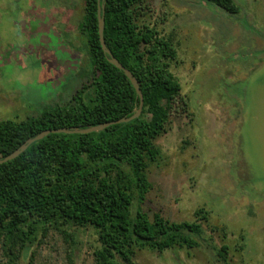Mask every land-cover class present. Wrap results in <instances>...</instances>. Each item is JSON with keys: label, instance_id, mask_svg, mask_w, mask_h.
Returning a JSON list of instances; mask_svg holds the SVG:
<instances>
[{"label": "rangeland", "instance_id": "obj_1", "mask_svg": "<svg viewBox=\"0 0 264 264\" xmlns=\"http://www.w3.org/2000/svg\"><path fill=\"white\" fill-rule=\"evenodd\" d=\"M234 1L237 14L201 0H146L144 18L177 49L171 70L186 106H174L156 139L163 158L148 168L141 207L174 222L194 221L202 208L204 237L227 245L231 264H264V0ZM83 12V0H0V111L32 115L80 85ZM69 231L74 241L49 230L19 264H93V231ZM207 243L143 249L134 261L221 264Z\"/></svg>", "mask_w": 264, "mask_h": 264}, {"label": "trees", "instance_id": "obj_2", "mask_svg": "<svg viewBox=\"0 0 264 264\" xmlns=\"http://www.w3.org/2000/svg\"><path fill=\"white\" fill-rule=\"evenodd\" d=\"M230 14L234 0H201ZM106 46L129 69L143 94L140 115L90 133H50L16 158L0 163V264L19 259L57 230L74 241L71 229H91L97 245L93 264H135L139 250L162 253L192 250L207 243L221 264H231L229 247L204 237L198 209L194 221L174 222L141 207L151 189L148 168L163 158L156 139L167 130L173 108L186 102L171 70L177 49L144 15L146 0H101ZM98 0H83L79 31L87 64L83 81L65 102L44 103L21 117L15 107H1L0 159L43 130L86 128L128 117L139 97L124 72L107 59L98 33ZM135 210L133 211V207Z\"/></svg>", "mask_w": 264, "mask_h": 264}, {"label": "water", "instance_id": "obj_3", "mask_svg": "<svg viewBox=\"0 0 264 264\" xmlns=\"http://www.w3.org/2000/svg\"><path fill=\"white\" fill-rule=\"evenodd\" d=\"M97 17H98V33H99V41H100V45L102 50L104 51V53L108 56L107 59L110 63H112L114 66L118 67L119 69H121L124 74L127 76V78L130 80L131 84L133 85L138 97H139V104L137 109L134 111V113L128 117H124L121 119H117V120H113V121H109L106 123H102L99 125H95V126H90V127H86V128H67V127H63V128H57V129H47V130H43L40 133H38L36 136L28 138L22 145H20L16 150H14L12 153H10L9 155L3 157L0 159V163L6 162L8 160L14 159L16 158L19 154H21L23 151H25V149L34 141L40 140L43 137L47 136L50 133H90V132H94V131H101L103 130L105 127L112 125V124H117V123H121V122H128L133 120L134 118H137L142 110L143 107V94L140 90L139 87V83L137 81V79L133 76L132 72L127 69L126 67H124L119 60H117L111 50L106 46L105 40H104V36H103V31H104V4L101 3V0H98V10H97Z\"/></svg>", "mask_w": 264, "mask_h": 264}]
</instances>
